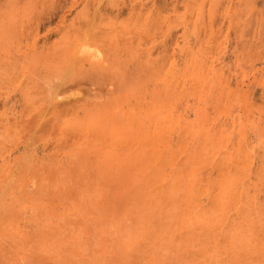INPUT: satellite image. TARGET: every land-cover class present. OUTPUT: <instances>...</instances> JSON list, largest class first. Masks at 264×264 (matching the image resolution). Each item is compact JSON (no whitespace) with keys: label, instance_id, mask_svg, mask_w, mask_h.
<instances>
[{"label":"rangeland","instance_id":"374dc122","mask_svg":"<svg viewBox=\"0 0 264 264\" xmlns=\"http://www.w3.org/2000/svg\"><path fill=\"white\" fill-rule=\"evenodd\" d=\"M0 264H264V0H0Z\"/></svg>","mask_w":264,"mask_h":264}]
</instances>
